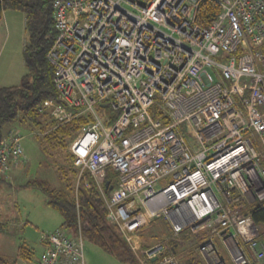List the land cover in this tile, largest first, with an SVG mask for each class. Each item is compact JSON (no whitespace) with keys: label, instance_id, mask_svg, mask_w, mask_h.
I'll return each mask as SVG.
<instances>
[{"label":"built area","instance_id":"obj_1","mask_svg":"<svg viewBox=\"0 0 264 264\" xmlns=\"http://www.w3.org/2000/svg\"><path fill=\"white\" fill-rule=\"evenodd\" d=\"M204 1L53 3L47 109L57 124L85 118L68 150L138 264H182L173 241L208 264H226L219 242L231 264L264 262L249 212L264 201V0H209L220 9L209 27L196 22ZM23 139L2 140L0 178L25 161ZM158 222L165 231L148 233ZM40 243L38 264H85L81 232Z\"/></svg>","mask_w":264,"mask_h":264},{"label":"trees","instance_id":"obj_2","mask_svg":"<svg viewBox=\"0 0 264 264\" xmlns=\"http://www.w3.org/2000/svg\"><path fill=\"white\" fill-rule=\"evenodd\" d=\"M54 1L0 0V20L4 18L6 11L23 12L27 34L23 49L26 73L21 83L0 87V144L9 132L16 130L13 128L5 132V125L17 121L21 126L37 132L43 154L60 156L63 153V164H56L64 183L62 187L57 188L43 178L29 180L25 186L37 188L44 193L46 204L62 216L65 229L81 232L84 239L121 262L138 264L119 228L109 222L104 198L93 177L85 172L79 178V169L74 166L73 156L68 150L70 142L86 122L85 118L77 117L70 122L57 124L46 110L50 103L58 101L54 67L47 57L57 37ZM219 12L217 4L205 0L197 11L196 22L202 27H209ZM108 175L110 184H114L116 174L109 171ZM1 181L5 179L0 178ZM86 182L89 187H86ZM249 212L260 227L261 240L264 242V201L255 204ZM146 244L147 241H144V245ZM172 245L176 252H183L182 264H203L194 253L186 252L182 243L173 241ZM33 255L34 252L26 244H22L17 249L15 259L0 256V264L28 262Z\"/></svg>","mask_w":264,"mask_h":264},{"label":"rangeland","instance_id":"obj_3","mask_svg":"<svg viewBox=\"0 0 264 264\" xmlns=\"http://www.w3.org/2000/svg\"><path fill=\"white\" fill-rule=\"evenodd\" d=\"M20 37L21 48L18 50V55L23 64V46L27 34L25 27L22 29V24ZM22 73H25L24 68ZM46 110L50 117H54L52 108ZM97 113L102 119L115 115L108 107H98ZM13 128L20 131L24 138L22 146L25 161L11 172L10 181L0 182V256L15 259L18 247L26 244L34 252L32 259L28 261L29 264H38L43 251L40 243L41 234L64 228V220L57 210L46 204V196L41 190L28 188L25 184L29 180L43 178L57 188L62 187L64 183L56 164H63L64 158L63 153L60 156L43 154L37 132L21 126L17 121L5 125L4 131H11ZM151 231L152 234H162L165 228L158 222L148 233ZM68 232L74 238L78 235L74 229L68 228ZM218 250L220 256H227L224 246L219 245ZM84 255L85 264H128L117 260L88 239H84Z\"/></svg>","mask_w":264,"mask_h":264},{"label":"crops","instance_id":"obj_4","mask_svg":"<svg viewBox=\"0 0 264 264\" xmlns=\"http://www.w3.org/2000/svg\"><path fill=\"white\" fill-rule=\"evenodd\" d=\"M21 24L23 29V27H25V15L21 11H13V10L6 11L4 14V18L0 20V87L19 85L21 83L22 77L26 73L24 60H23V64H21L18 55V50L19 48H21L20 46ZM23 68L25 70V73H22ZM10 179H11V175L9 176V179H7V181L8 180L10 181ZM182 244L185 245V243ZM219 245L224 246L227 250V256L224 257L223 255L221 257L225 258L223 259L225 260L226 264H231V258L229 256V251L227 246L225 244H221L220 242L217 243V247ZM197 259L201 261L203 264H208L207 260L202 256L198 257ZM181 263H182V259H181ZM19 264H29V262H20Z\"/></svg>","mask_w":264,"mask_h":264}]
</instances>
